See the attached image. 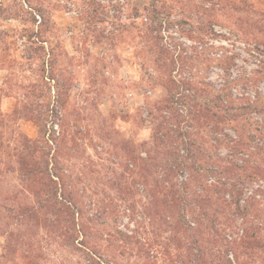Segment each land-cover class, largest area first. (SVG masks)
I'll list each match as a JSON object with an SVG mask.
<instances>
[{
  "label": "rangeland",
  "instance_id": "rangeland-1",
  "mask_svg": "<svg viewBox=\"0 0 264 264\" xmlns=\"http://www.w3.org/2000/svg\"><path fill=\"white\" fill-rule=\"evenodd\" d=\"M91 1L0 0V66L8 69L0 83V264H198L189 257L192 239L202 247L204 264H227L222 255L245 227L232 220V208L211 207L210 213L219 210L211 229L198 227L195 213L181 217L163 203L171 190L191 181L190 194L206 195L204 188L219 183L217 174L187 168L171 177L155 166L164 162L163 153L159 162L146 160L148 170H142L143 162L122 148L128 140L142 158L154 152L160 114L178 127L170 110H158L167 96L164 62L158 61L160 68L150 58L157 55L158 43L141 37L155 24L151 9L145 10L150 0ZM174 1L157 4L166 20L159 44L170 48L176 62L173 77L216 87L230 80L237 101L264 95V0ZM212 7L221 10L215 18L206 12ZM183 93L189 90L180 89L178 96ZM176 107L184 113V105ZM33 117L46 125L40 146L58 159L75 209L81 211L77 221L83 235L74 243L17 217L20 204L36 201L18 161L25 136L41 139ZM251 120L254 127H264V110L253 112ZM181 126L204 140L205 157L232 154L239 160L256 150L251 146L235 154L228 138L220 144L186 121ZM254 143L263 146L264 137ZM258 163L264 167L262 159ZM250 179L241 204L252 200L253 211H264V176ZM183 218L189 224L185 231L176 228ZM254 258L245 254L242 264H263L258 254Z\"/></svg>",
  "mask_w": 264,
  "mask_h": 264
},
{
  "label": "trees",
  "instance_id": "trees-1",
  "mask_svg": "<svg viewBox=\"0 0 264 264\" xmlns=\"http://www.w3.org/2000/svg\"><path fill=\"white\" fill-rule=\"evenodd\" d=\"M160 1L165 3L171 0H150L148 8H145V10L151 9V20L155 24L146 27L147 32L143 31L144 36L141 37H144V40L153 46L155 42L158 43V47H156L157 55H152L154 58L152 56L150 58L152 63L158 65V67L161 68L164 65L163 68H165L167 75L164 82L167 96L164 98L163 106L159 107L158 110H170L178 127L169 126L167 120L160 114L156 117L158 125L153 135L156 146L155 153L150 151L147 158H142L135 154L136 147L128 140L122 141V148L135 162L137 159L143 162L142 170H148L146 160L152 163L159 162V156L163 153L164 156L161 157L165 159L164 162H159L155 166L161 167V170L171 177L176 176L187 168L192 170L201 169L204 172H211V175L216 173V181L219 183L213 188H204L209 193L206 195L198 194L197 192L190 194L188 185L193 184V181L190 184L186 182L177 192L171 190L172 197L168 196V199L163 202L165 207L172 214L177 212L181 217L182 213L183 215L189 212L195 213L198 227L206 225V227L211 229L215 228L214 222L218 220L217 214L219 211L215 209V212L210 213L211 207L221 205V208L226 206L232 208V220L238 221L239 225L245 224V227L241 229L243 231L241 238L232 241V247L226 248L222 258L225 259L227 264H236L237 260V264H242L241 258L245 254L249 253L252 258H254L255 254H258L260 261L264 264V211L261 208L253 211L252 207L255 204L252 200L247 201L245 205L241 204L245 183L249 182L250 178L254 176H264V167H261L258 163L259 159L264 162V156H259L264 151V145L254 143L257 137H264V127H254L251 122V114L253 112L264 110V95L255 94V99L243 95L237 101L230 92L229 83L232 82L230 80H228L227 84L221 85V87H216V85L208 81H202L203 86H198L190 80L191 77L188 78V81L176 80L171 74L176 62L170 58V48L164 43L159 44L162 39L159 34L162 28L165 30L163 26L166 24V20L162 16L163 13L158 10L157 4ZM174 2L180 3V0ZM94 3V0H92L91 4ZM214 3L216 4V2ZM93 11L96 12L97 7H94ZM217 11L221 10L215 7L206 10L213 18L216 17ZM145 18L149 19L148 16H145ZM89 21L92 22L93 20ZM210 25L209 23L207 28H210ZM161 60L164 63L159 66L158 61ZM167 60L171 63L168 64ZM182 88L188 89L189 93H183L178 96ZM177 105L185 106L184 113L179 112ZM32 119L40 125L41 139L32 140L25 136L23 142L24 151L19 152L18 161L20 172L24 180L32 188L36 201L34 204L27 202L20 204L17 208V217H28L46 229H54V231L66 236L68 240L74 243L79 238V235H83V227L81 228L80 222L77 221V215L79 216L81 211L75 209L74 196L65 186V178L59 171L58 159L40 146L39 140L44 139L46 141V125L39 117H33ZM184 121L190 126L196 127L197 134L203 132V137L210 135V141L214 140L221 144L223 140L228 138L230 150L235 154L246 151L244 148L251 146H254L256 150L250 152V155L245 152L246 157L239 160L231 158L232 154L221 155L215 159L212 154L205 153V157L204 154H201V150H207L203 146L205 145L204 140L198 141L194 138L193 133L182 129L181 123ZM254 130L255 132H253ZM228 131H233L236 138H232ZM210 143L215 145L212 142ZM161 149L163 150L161 151ZM140 175L145 181L149 180L147 175L143 173ZM149 189L150 192L154 193L153 188L149 186ZM226 194H229L228 199ZM9 211L13 212L14 209L10 206ZM255 218L258 219V222ZM187 224L188 222L183 218L178 220L176 228L185 231L187 230ZM237 229L239 228L237 227ZM236 233L238 234L237 231ZM195 247H197V252L194 251ZM190 249V260L193 257V259L198 261V264H204L205 254L197 239H192ZM230 250H233L232 254L234 253L236 256L234 263L228 258ZM260 252L261 255L259 254Z\"/></svg>",
  "mask_w": 264,
  "mask_h": 264
},
{
  "label": "crops",
  "instance_id": "crops-1",
  "mask_svg": "<svg viewBox=\"0 0 264 264\" xmlns=\"http://www.w3.org/2000/svg\"><path fill=\"white\" fill-rule=\"evenodd\" d=\"M0 63H1V61H0ZM7 72H8V69L6 67L0 66V83L3 82L4 78L6 77Z\"/></svg>",
  "mask_w": 264,
  "mask_h": 264
}]
</instances>
